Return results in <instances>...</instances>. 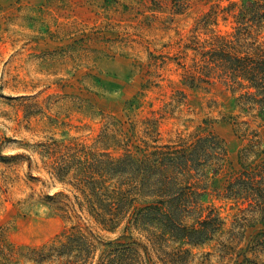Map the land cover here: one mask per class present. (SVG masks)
Here are the masks:
<instances>
[{"label": "rangeland", "instance_id": "rangeland-1", "mask_svg": "<svg viewBox=\"0 0 264 264\" xmlns=\"http://www.w3.org/2000/svg\"><path fill=\"white\" fill-rule=\"evenodd\" d=\"M245 1L0 0V264H264V224L239 226L225 197L250 144L240 124L260 136L249 162L264 161V111L241 108L246 89H228L217 70L186 82L200 46L233 39ZM253 35L264 45V29ZM151 128L161 143L201 131L224 140L203 198L224 221L212 240L104 228L52 168L140 153Z\"/></svg>", "mask_w": 264, "mask_h": 264}, {"label": "trees", "instance_id": "trees-1", "mask_svg": "<svg viewBox=\"0 0 264 264\" xmlns=\"http://www.w3.org/2000/svg\"><path fill=\"white\" fill-rule=\"evenodd\" d=\"M236 18L233 39L220 36L200 46L202 63L188 69L186 82L193 86L204 81L202 74L211 76L217 70L228 89H246L237 96L241 108L264 111V45L253 35L264 29V0H246ZM245 124L238 126L251 136L240 156L244 166L225 188V197L240 206L239 226L264 224V161L249 162L260 136L249 125L243 129ZM155 133L154 128L146 131L151 141H143L140 153L95 155L90 162L63 158L52 168L74 187L81 210L86 207L104 228L116 230L124 224L125 230L135 229L153 242L168 235L195 245L212 240L224 221L203 198L226 163L224 140L201 131L161 143Z\"/></svg>", "mask_w": 264, "mask_h": 264}]
</instances>
